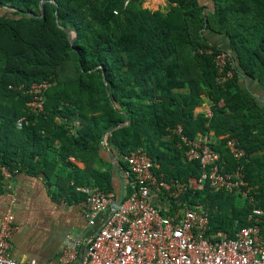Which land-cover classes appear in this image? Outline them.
I'll return each instance as SVG.
<instances>
[{
	"label": "trees",
	"instance_id": "obj_1",
	"mask_svg": "<svg viewBox=\"0 0 264 264\" xmlns=\"http://www.w3.org/2000/svg\"><path fill=\"white\" fill-rule=\"evenodd\" d=\"M125 1L0 0V165L49 177L58 161L73 157L85 168L67 182L115 192L110 164L93 166L112 129L106 140L120 171L123 157L141 148L156 171L187 181L199 165L186 160L173 132L181 125L188 138L210 134L231 166L227 140L240 144L245 179L264 211V107L238 83L242 72L264 85V0H213L208 10L199 0H166L154 11L143 7L147 0ZM206 32L225 35L229 49ZM221 50L235 62L234 77L223 83L213 61ZM42 82L48 87L35 112L29 90ZM207 100L209 117L196 111ZM177 201L207 208L213 232L232 236L248 224L251 207L226 191L189 189Z\"/></svg>",
	"mask_w": 264,
	"mask_h": 264
},
{
	"label": "built area",
	"instance_id": "obj_2",
	"mask_svg": "<svg viewBox=\"0 0 264 264\" xmlns=\"http://www.w3.org/2000/svg\"><path fill=\"white\" fill-rule=\"evenodd\" d=\"M159 1L166 5V0ZM206 53L212 50L207 49ZM213 61L219 83L232 78L235 63L231 54L221 50L214 54ZM46 87V82L34 83L29 90L34 99L28 105L35 112L42 109L41 93ZM201 111L211 116L209 104ZM17 125H21L20 120ZM173 132L185 147L186 160L198 161L197 177L187 181L168 179L163 172L156 171L158 164L146 151L137 148L123 157L127 165L122 169L126 182L122 201L116 208H113L116 192L74 185L75 191L85 196L83 213L87 222L94 225L103 215L100 226L82 246L79 241L73 243L69 236L72 246L65 247L55 259L47 262L17 259L11 253L10 242L15 230L14 216L8 210L0 225V264H264V226L261 225L264 211L256 205L245 179L244 149L235 139L227 140L226 146L235 160L228 170L226 162L211 146L210 134L198 133L188 138L181 125ZM0 171L4 177L9 176L6 167L0 166ZM189 189L226 191L244 199L251 207L248 224L237 228L232 236L211 231L207 208L200 203H178Z\"/></svg>",
	"mask_w": 264,
	"mask_h": 264
},
{
	"label": "crops",
	"instance_id": "obj_3",
	"mask_svg": "<svg viewBox=\"0 0 264 264\" xmlns=\"http://www.w3.org/2000/svg\"><path fill=\"white\" fill-rule=\"evenodd\" d=\"M199 3L205 7V10L213 8L214 5L213 0H199ZM162 5L165 3L162 2ZM207 35L211 42L223 49H229L225 35L215 36L206 32ZM238 83L264 107V85L257 78H251L240 72ZM204 104L208 105L207 102ZM204 104L203 109L206 106ZM111 152L116 153L105 138L100 143L99 159L95 160L93 166L103 171L110 164L113 172V187L117 193L120 183L113 170L114 160L110 155ZM231 157L234 158L232 154ZM226 164L230 170L232 166L227 162ZM84 168V162L70 157L58 161L49 177L42 170L30 173L24 169L7 168L9 170L7 177H4L0 171V225L7 211L10 210L15 224L10 241L13 257L34 258L40 262H47L58 257L65 247H70L77 241L82 246L100 226L103 215L96 219L94 225H90L83 213L85 196L66 189L68 185L72 187L78 185L73 178L67 182V177L71 173L77 176ZM120 174L125 184L123 172L120 171ZM234 198L236 200L235 196ZM69 236L73 243L69 242Z\"/></svg>",
	"mask_w": 264,
	"mask_h": 264
},
{
	"label": "water",
	"instance_id": "obj_4",
	"mask_svg": "<svg viewBox=\"0 0 264 264\" xmlns=\"http://www.w3.org/2000/svg\"><path fill=\"white\" fill-rule=\"evenodd\" d=\"M42 4H43V1L40 2V7H41V10H42ZM67 32H68V36H70V29H66ZM74 37H75V32H74ZM128 121V118H126V122ZM125 122V123H126ZM112 131V129L108 130L104 135H103V140L105 138H107V136L110 134V132ZM102 140V141H103ZM111 157L113 158V170L119 180V183H120V187H119V190L117 191V199L115 201V204L113 206V208H116L122 201V198H123V191H124V183H123V179L121 177V174H120V170L118 168V163H117V157L116 155L111 152Z\"/></svg>",
	"mask_w": 264,
	"mask_h": 264
},
{
	"label": "rangeland",
	"instance_id": "obj_5",
	"mask_svg": "<svg viewBox=\"0 0 264 264\" xmlns=\"http://www.w3.org/2000/svg\"><path fill=\"white\" fill-rule=\"evenodd\" d=\"M158 2H160V1L159 0L158 1L157 0H152V1L147 0L146 2L143 3V7L148 9V10H153V11L156 10V8L157 9L158 8L165 9V5H162L161 3H158ZM70 38H72V39L74 38V31L71 29H70ZM232 77H234V74ZM204 98L207 99L206 96H204ZM205 102H208V100ZM202 109H203V106H200V107L196 108V111H201ZM243 201H244V199L236 197V202L238 204L243 203Z\"/></svg>",
	"mask_w": 264,
	"mask_h": 264
}]
</instances>
